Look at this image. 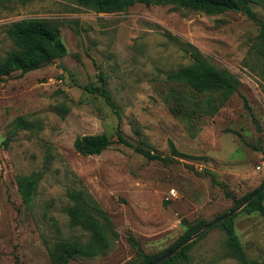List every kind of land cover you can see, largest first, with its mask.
I'll return each mask as SVG.
<instances>
[{
	"label": "rangeland",
	"instance_id": "374dc122",
	"mask_svg": "<svg viewBox=\"0 0 264 264\" xmlns=\"http://www.w3.org/2000/svg\"><path fill=\"white\" fill-rule=\"evenodd\" d=\"M249 7L264 23V0ZM28 18L57 24L65 55L0 85V264H53V244L89 239L71 226L69 191L84 190L116 236L105 254L68 264H138L130 237L142 253L156 255L188 226L235 209L264 183V48L257 23L243 13L135 5L97 14L73 0L9 3L0 8V62L12 48L6 27ZM181 47L195 48L238 80L235 94L202 119L194 138L159 95L168 73L191 64ZM100 72L112 105L84 89L99 87ZM17 119L33 130L10 136ZM118 128L131 147L113 144L94 156L73 148L80 136L115 140ZM32 174L39 180L25 202L18 179ZM241 210L234 227L247 264H264V213ZM200 237L177 264H246L228 249L220 227Z\"/></svg>",
	"mask_w": 264,
	"mask_h": 264
},
{
	"label": "trees",
	"instance_id": "16d2710c",
	"mask_svg": "<svg viewBox=\"0 0 264 264\" xmlns=\"http://www.w3.org/2000/svg\"><path fill=\"white\" fill-rule=\"evenodd\" d=\"M33 1L36 0H0V8L9 3L25 5ZM73 1L79 6L88 8L97 14L124 13L135 5H169L206 15H220L229 10H239L249 20L257 23L259 27L257 37L262 44V48H264V23L260 22L252 13L249 7L250 0ZM57 30V24L36 18L22 19L9 24L5 29V33L12 44V48L0 62V85L14 72L26 74L63 58L65 50L58 41ZM181 50L190 57L191 64L176 72L168 73L165 82L169 86L161 91L159 95L170 114L181 122L190 137L194 138L200 128L202 119L204 117L214 116L222 104L227 102L235 94L238 88V80L229 71L215 68L207 60L202 58L195 48L181 47ZM98 82V88H94L93 86L86 87L84 88L85 91L98 93L108 105H112L106 89L107 81L101 72L98 74ZM33 128L34 126L32 124L17 119L10 136L14 135L17 130L32 131ZM115 134V140H110V138L103 134L80 136L75 138L73 148L82 156H94L100 155L113 144H122L131 147V143L126 140L119 128ZM172 153L185 157L183 154L177 152L173 146ZM148 157L154 159L153 156L148 155ZM38 180L39 178L33 174L18 179V191L25 202H30L33 198ZM263 184L255 191L261 188ZM67 197L71 203L67 209L71 226L86 232L89 235V239L85 243L79 241H59L53 244L49 253L53 264H68L70 261L79 257L91 258L105 254L112 244V238L116 236L110 218L84 190L69 191ZM244 200L235 202V205H240ZM263 201L264 191L250 201L241 212L248 214L259 212L263 214ZM236 217L237 215H233L215 227H220L225 232L227 247L232 251L234 257L247 264V258L241 249L239 238L235 232L234 219ZM209 223L203 222L194 226H188L183 236L173 246L156 255L142 253L139 247H137L139 246L138 243L132 237L129 238V242L140 253V262L138 264H150L197 234ZM203 236L205 234L200 238ZM196 242L194 240L184 247H181L174 256L162 264L185 263L188 258L189 248Z\"/></svg>",
	"mask_w": 264,
	"mask_h": 264
},
{
	"label": "water",
	"instance_id": "95a60500",
	"mask_svg": "<svg viewBox=\"0 0 264 264\" xmlns=\"http://www.w3.org/2000/svg\"><path fill=\"white\" fill-rule=\"evenodd\" d=\"M236 11L239 12V10H236ZM263 191H264V184H263V186L261 188H259L253 194L249 195V197L246 198L235 209H233V210H231V211L223 214L219 218H216L215 220H213L212 222H210L207 226H205L203 229H201L197 234H195L194 236L190 237L185 242H183L179 246L175 247L173 250H171L170 252H168L165 255L161 256L160 258H158L157 260L153 261L150 264H162L165 261L169 260L172 256H174L181 249V247H184L185 245L193 242L194 240H197V238H199L200 236H202L203 234H205L207 231L211 230L212 228H214L215 226H217L221 222H223V221L229 219L230 217H232L233 215H235L237 212H239L246 205H248L250 203V201H252L254 198H256V196L259 195V194H261Z\"/></svg>",
	"mask_w": 264,
	"mask_h": 264
},
{
	"label": "built area",
	"instance_id": "2783aa9c",
	"mask_svg": "<svg viewBox=\"0 0 264 264\" xmlns=\"http://www.w3.org/2000/svg\"><path fill=\"white\" fill-rule=\"evenodd\" d=\"M170 195L175 196V191H174V190H171V191H170Z\"/></svg>",
	"mask_w": 264,
	"mask_h": 264
}]
</instances>
